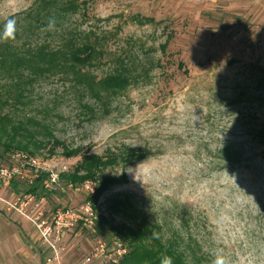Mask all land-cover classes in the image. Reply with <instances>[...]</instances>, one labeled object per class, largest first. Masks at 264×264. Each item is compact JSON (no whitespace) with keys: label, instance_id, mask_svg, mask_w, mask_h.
Wrapping results in <instances>:
<instances>
[{"label":"rangeland","instance_id":"obj_1","mask_svg":"<svg viewBox=\"0 0 264 264\" xmlns=\"http://www.w3.org/2000/svg\"><path fill=\"white\" fill-rule=\"evenodd\" d=\"M9 20L14 30L4 38ZM0 34L11 50L34 52L35 64L49 67L27 69L21 83L16 75L0 78L1 91L22 93L10 110L49 125L80 152L68 157L58 148L50 156L41 149L35 156L42 166L69 171L83 153L123 145L149 152L127 167V183L100 195L99 218L132 225L124 208L112 206L126 196L132 201L133 192L164 231L178 229L189 208L195 221L206 222L224 264H264V219L257 218L264 215V0H0ZM82 45L92 47L89 60L69 65L67 51ZM77 78L99 84L86 91ZM227 140L243 148L240 165L218 164L215 150ZM13 154L0 166L13 163ZM15 182L5 197L28 186ZM42 196L36 208L49 215L89 194L60 179ZM34 204L25 205L27 213ZM116 237L107 228L67 231L65 264L81 262L97 240Z\"/></svg>","mask_w":264,"mask_h":264},{"label":"trees","instance_id":"obj_2","mask_svg":"<svg viewBox=\"0 0 264 264\" xmlns=\"http://www.w3.org/2000/svg\"><path fill=\"white\" fill-rule=\"evenodd\" d=\"M3 36L0 34V78L4 76H21L29 69L31 72L49 71L48 66H37L35 64L34 52L23 54L11 50L9 45L3 44ZM71 47V46H70ZM92 54L90 45H82L75 49H69L65 58L70 61L69 65L83 64L89 60ZM59 66H62L60 64ZM28 77L27 80H30ZM76 85L82 86L86 91L93 90L96 81L77 78ZM125 80V79H124ZM109 86L113 85V79L108 80ZM122 84H125L124 82ZM77 85V86H78ZM5 86V85H4ZM19 86V84L17 85ZM16 86V87H17ZM82 89V90H83ZM22 93L20 90L1 91L0 90V158L7 153L19 151L36 154L41 149H46L48 155H54L58 148L66 156L80 154L79 149H69L65 141H61L54 135V131L49 125L40 123L35 117L10 110L13 104L20 100ZM97 103L98 101L95 100ZM82 108L91 112L95 109L91 105L82 104ZM264 135V134H263ZM149 152L141 148L122 147L107 148L104 153H83L81 159L69 171L60 173V179L66 184L78 187L83 181L91 180L95 184L94 192L89 193L86 201H89L95 208V204L100 195L113 184L127 183L128 177L126 169L146 158ZM243 148L232 141H225L215 150V157L218 164L225 167H234L243 162ZM121 167L120 175H107L105 170L109 167L115 169ZM46 173L42 172L35 182L26 186L24 193H33L37 197L49 194L42 186V180ZM16 180L11 182L16 186ZM15 192H18L14 188ZM47 191V192H46ZM46 192V193H45ZM49 192V193H48ZM52 192V191H51ZM136 193L132 192V201L129 196L126 200L114 201L112 210L121 212L132 225L113 224L106 217L100 216L94 226L97 232L107 228L112 234H120V238L127 246V254L117 264H215L220 250L215 246L212 239V232L208 231L206 222L199 219L195 221L192 211L188 208L181 217L179 228H171L164 231L163 224L151 219L135 202ZM258 219H264V215L259 214ZM194 219V223H192ZM206 220H208L206 218ZM263 225H259V233L263 231ZM261 231V232H260ZM204 233L201 235V233ZM254 230H252L253 234ZM256 236V235H255ZM108 264V263H98Z\"/></svg>","mask_w":264,"mask_h":264},{"label":"built area","instance_id":"obj_3","mask_svg":"<svg viewBox=\"0 0 264 264\" xmlns=\"http://www.w3.org/2000/svg\"><path fill=\"white\" fill-rule=\"evenodd\" d=\"M13 163L0 166V202L8 209L15 210L32 223L36 229L41 243L47 247L50 253L44 258V264H65L63 255L65 246L64 235L67 231L78 226L94 230L98 221V213L89 201H85L77 207H59L53 209L49 215H44L40 210L33 193H17L12 191L13 197H5L2 189L6 188L13 180L25 182L31 185L35 182L40 173H46L42 180V186L47 191L56 189L60 181L59 171L41 165L37 156L28 152L19 151L13 154ZM29 172H27V170ZM64 172V171H62ZM87 194L94 192L93 183L85 180L79 185ZM35 203L31 213H27L25 205ZM128 252V246L120 239L114 238L111 241L97 240L88 251L85 258L77 264H91L93 262L117 264Z\"/></svg>","mask_w":264,"mask_h":264},{"label":"crops","instance_id":"obj_4","mask_svg":"<svg viewBox=\"0 0 264 264\" xmlns=\"http://www.w3.org/2000/svg\"><path fill=\"white\" fill-rule=\"evenodd\" d=\"M49 253L32 223L0 202V264H44Z\"/></svg>","mask_w":264,"mask_h":264},{"label":"clouds","instance_id":"obj_5","mask_svg":"<svg viewBox=\"0 0 264 264\" xmlns=\"http://www.w3.org/2000/svg\"><path fill=\"white\" fill-rule=\"evenodd\" d=\"M14 30V21L9 20L5 25V31H4V38H7L9 35L12 34ZM132 176V173H129ZM133 179V176H132ZM215 264H224L222 258L218 257Z\"/></svg>","mask_w":264,"mask_h":264}]
</instances>
